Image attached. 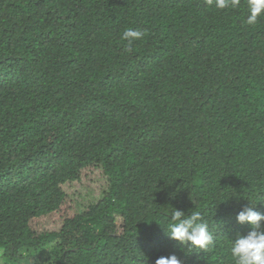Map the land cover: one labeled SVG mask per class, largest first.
Here are the masks:
<instances>
[{
    "label": "trees",
    "instance_id": "obj_1",
    "mask_svg": "<svg viewBox=\"0 0 264 264\" xmlns=\"http://www.w3.org/2000/svg\"><path fill=\"white\" fill-rule=\"evenodd\" d=\"M247 15L0 0V264H235L237 213H264V16ZM174 208L214 246L185 254Z\"/></svg>",
    "mask_w": 264,
    "mask_h": 264
},
{
    "label": "clouds",
    "instance_id": "obj_2",
    "mask_svg": "<svg viewBox=\"0 0 264 264\" xmlns=\"http://www.w3.org/2000/svg\"><path fill=\"white\" fill-rule=\"evenodd\" d=\"M206 3L221 10L241 6V0H206ZM246 6L248 15L245 23L255 25L258 18L264 16V0H246ZM143 36L142 31L132 28L123 33V39L129 44ZM236 220L239 224H247L249 230L246 233L238 232L231 241L230 251L235 264H264V213L256 211L251 206H245L237 213ZM170 221L167 225V234L170 239L178 242L185 254L192 253V249L207 250L214 246L213 233L209 231L208 223L200 211L186 214L174 208ZM155 264H182V261L173 253L158 257Z\"/></svg>",
    "mask_w": 264,
    "mask_h": 264
}]
</instances>
